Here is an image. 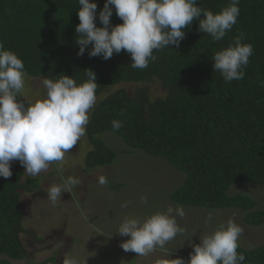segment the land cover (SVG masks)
Returning a JSON list of instances; mask_svg holds the SVG:
<instances>
[{"label":"trees","instance_id":"1","mask_svg":"<svg viewBox=\"0 0 264 264\" xmlns=\"http://www.w3.org/2000/svg\"><path fill=\"white\" fill-rule=\"evenodd\" d=\"M97 3L98 13L105 0ZM229 0H197V6L219 12ZM78 0H0V44L24 61L29 78L65 74L84 79L92 70L98 85L96 96L121 84L158 82L167 92L164 99L150 102L144 92L128 98L117 91L95 109L86 133L93 150L86 159L88 169L111 166L116 158L97 137L107 132L118 135L131 151H142L163 159L185 175L179 191L170 199L177 205L207 210L237 209L250 227L264 225V212L245 196H229L240 183L264 186V0H240L236 25L220 42L198 30L199 21L185 28L180 47L164 48L146 69H133L131 56L122 50L104 60L89 57L86 48L78 56L76 26ZM201 19L203 16L201 15ZM111 24H121L113 7ZM243 33L244 43L253 46L242 80L226 84L213 69L212 54L227 47ZM123 127L113 130L111 122ZM13 175L0 178V264L27 259L20 242L24 218L21 192L39 189L36 179L23 180L12 163ZM246 259L241 264H264V246L237 249ZM137 254L134 253L133 257ZM36 264V263H28ZM39 264H55L48 259ZM129 264H134L133 261Z\"/></svg>","mask_w":264,"mask_h":264},{"label":"clouds","instance_id":"2","mask_svg":"<svg viewBox=\"0 0 264 264\" xmlns=\"http://www.w3.org/2000/svg\"><path fill=\"white\" fill-rule=\"evenodd\" d=\"M78 4L81 7L78 10L80 22L75 28L77 55L83 56L89 45V57L101 56L104 60L124 50L131 56L130 66L141 70L157 60L154 52L169 46L178 49L185 38V28L194 19L199 21L198 30L217 43L233 29L240 15V0H229L219 12L197 6V0H105L98 13L102 27H97V3L78 0ZM113 7L116 16L123 21L115 26L110 20ZM243 41L241 32L227 47L212 54L213 69L226 84L242 80L246 74L254 49L252 44ZM27 79L24 61L0 44V178L12 177L14 161H19L28 177L46 173L56 164L62 182L49 185L46 191L47 199L55 205L61 201L63 193H72L81 184L78 176L64 175V161L66 154L86 135L90 113L97 101V76L90 69L84 71L80 82L76 75L44 76L40 82L43 95L34 101L24 95ZM111 125L118 131L123 122L114 119ZM97 183L106 186L107 176L99 175ZM128 203H122L121 208H127ZM141 203L147 205L148 197L142 196ZM77 207H80L78 202ZM185 215L183 206L179 205H168L143 217L125 215L114 232L129 237L120 244L125 252L147 257L157 249H166L169 242L186 232L178 223V218ZM84 219L89 220L86 215ZM212 222L213 214L208 213L205 224ZM243 231L230 218L214 230L200 234V242L192 244L187 261L181 257L169 259L173 250H166L165 258L158 259L156 264H241L246 257L237 249ZM62 264H80V261L68 256L63 258Z\"/></svg>","mask_w":264,"mask_h":264},{"label":"rangeland","instance_id":"3","mask_svg":"<svg viewBox=\"0 0 264 264\" xmlns=\"http://www.w3.org/2000/svg\"><path fill=\"white\" fill-rule=\"evenodd\" d=\"M41 80L28 77L24 94L27 98L34 101L42 97ZM117 91H124L128 98L144 92L150 102L164 99L167 95L158 82L121 84L107 89L97 98L90 120L97 106ZM18 99L23 100L22 97ZM24 103L27 106L26 100ZM97 138L115 153L113 164L87 168L86 159L93 147L86 133L66 154L64 161V175L78 176L81 184L72 193H63L61 201L55 205L47 199L46 191L49 185L62 182L58 166L52 164L46 173L28 177L19 161L12 162L23 173V180L36 179L40 184L39 189L31 194L21 192L22 227L26 233L21 234L20 242L27 259L13 264H39L52 258L55 264H62L63 258L68 256L76 257L80 264L85 260L86 264H129L132 261L134 264H156L158 259L165 258L166 250H173L169 259L181 257L187 261L193 250L192 244L200 242V234L214 230L219 223L230 218L244 229L241 247L251 250L264 246V225L247 226L243 221L245 214L237 209L183 207L186 215L178 218V223L186 228V232L169 242L166 249H157L147 257H133L134 252H125L120 244L129 237L114 232L122 218L130 214L143 217L168 205L177 206L170 196L181 189L185 175L163 159L150 157L142 151H131L115 133L107 132ZM99 175L107 176L109 183L106 186L98 185ZM228 195L248 197L258 203L255 210L264 212V186L240 183L231 187ZM142 196L148 197L147 205L141 203ZM125 201L129 202L128 207L121 208ZM208 213L213 214L211 224H205ZM112 232L111 237L107 236Z\"/></svg>","mask_w":264,"mask_h":264}]
</instances>
